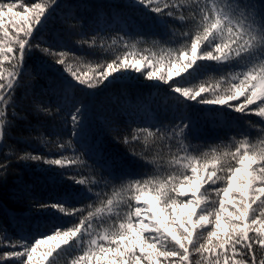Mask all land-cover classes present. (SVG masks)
I'll return each instance as SVG.
<instances>
[{
    "label": "snow or ice",
    "instance_id": "1",
    "mask_svg": "<svg viewBox=\"0 0 264 264\" xmlns=\"http://www.w3.org/2000/svg\"><path fill=\"white\" fill-rule=\"evenodd\" d=\"M9 177L0 264H264V0H0Z\"/></svg>",
    "mask_w": 264,
    "mask_h": 264
},
{
    "label": "trees",
    "instance_id": "2",
    "mask_svg": "<svg viewBox=\"0 0 264 264\" xmlns=\"http://www.w3.org/2000/svg\"><path fill=\"white\" fill-rule=\"evenodd\" d=\"M98 2H107V0H98ZM119 2V0H117ZM105 94L102 93L98 97L100 101L105 100ZM112 151L114 152H122L123 149L120 146L112 145ZM16 174H23L25 179L28 181H34L37 185L38 190L44 193H48L51 191L49 185L46 183L45 175L43 174L40 168H22L17 169ZM13 177H9V183L5 187L2 183H0V221L4 219V216L7 212L11 211L12 209H17L18 214H26L23 212H19L21 208L12 198L11 192L13 187Z\"/></svg>",
    "mask_w": 264,
    "mask_h": 264
}]
</instances>
